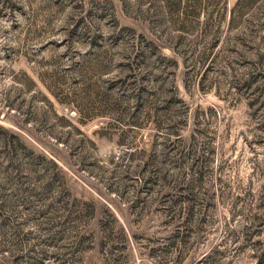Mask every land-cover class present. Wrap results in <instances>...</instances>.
<instances>
[{"label":"rangeland","instance_id":"1","mask_svg":"<svg viewBox=\"0 0 264 264\" xmlns=\"http://www.w3.org/2000/svg\"><path fill=\"white\" fill-rule=\"evenodd\" d=\"M0 264H264V0H0Z\"/></svg>","mask_w":264,"mask_h":264}]
</instances>
